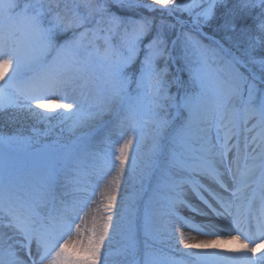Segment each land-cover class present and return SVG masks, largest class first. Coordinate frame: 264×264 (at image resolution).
<instances>
[{
  "label": "snow or ice",
  "instance_id": "6c2138e0",
  "mask_svg": "<svg viewBox=\"0 0 264 264\" xmlns=\"http://www.w3.org/2000/svg\"><path fill=\"white\" fill-rule=\"evenodd\" d=\"M155 5H160V10L170 16L187 13L188 20L176 17L174 24H168L163 18L156 22L144 15L138 19L131 15L141 8L155 12ZM71 12L75 19L61 13L58 0L55 4L51 0H0V80L7 77L0 85V111L14 106L26 108L31 118L36 120L70 119L80 111V105L62 101L67 100L66 90L74 86L76 73L87 69L93 59L107 63L110 71L105 84L110 99L121 105L128 114L127 118L133 121L142 110L151 113L148 122L153 125L155 135L153 150L146 163L149 172L145 175L156 174L157 179L167 175L176 187L190 186V190L217 217H231L235 201V229L242 232L240 207L247 200L255 169H264V153L259 154V163H256L258 157L254 155L251 158L253 162L241 169V149L238 144H229L235 133L229 129L221 136L220 128L227 126L220 122L225 113H231L235 128V121L244 119L254 98L259 101V114L264 120V88L257 87L255 77H240V83L232 85L218 68L212 66L214 61L205 55L211 49L196 36L209 39L202 29L215 22L220 39L211 38L212 44L225 51L224 44L227 43L243 53V60L233 57L232 65L245 70L249 63H259L264 67V0H191V3L154 0L153 4L141 3L140 0H96L94 6L85 0L84 3L74 2ZM186 24H190L191 29L181 32L184 46L177 51L181 37L174 38L171 30L177 25L183 29ZM114 38L118 45L113 43ZM98 42L103 43V49ZM118 46L122 51H117ZM190 49L198 53L195 60ZM36 50L41 55L30 57L29 53ZM141 52L138 76H127L125 68ZM114 55L118 56L115 62L112 61ZM48 56H51V63L47 64V76L36 82L37 78L31 73L35 72L41 60L47 63L45 58ZM157 60H163V67H156ZM170 62L181 63L183 66L178 72H187L188 79L176 75L166 80ZM73 66L75 72L70 71ZM9 70L12 71L10 76ZM26 77L29 78V87L15 88L13 82ZM260 84H264V77ZM173 85L176 91L170 93ZM8 86L15 88L26 104L13 101L4 91ZM56 109L62 111L56 112ZM133 139L129 137L117 150L121 175L125 168L130 173L135 170L134 153L133 161L129 163ZM14 140L24 142L19 137H2L0 143H12ZM229 153H232L231 157ZM176 176L182 178L175 181L173 177ZM201 180L215 183L232 199L201 183ZM49 181L53 185L59 183L55 176L45 177L44 182L47 184ZM115 183L116 194L108 197L105 211H111L116 205L119 179ZM204 192L216 202L219 211L205 199ZM259 195L264 201V176ZM177 203L185 204L186 201L178 199ZM86 206V200L74 198L73 215L64 223V231L53 243L50 224L53 217L41 202L33 195L14 190L10 183L0 185V264H44L45 260L47 264H101L107 232L110 228L115 231L113 217L108 215L98 228L94 226L91 236L85 240L81 238L76 221ZM187 206L198 212L192 205ZM261 216H264V211ZM256 228L260 237L254 246L247 242L254 238L243 233L245 241L240 240V234H228L226 237L216 234L214 240L185 243V247H219L221 243L240 241L243 250L256 254L264 249V219L258 220ZM249 264H264V256L258 260L249 258Z\"/></svg>",
  "mask_w": 264,
  "mask_h": 264
},
{
  "label": "rangeland",
  "instance_id": "374dc122",
  "mask_svg": "<svg viewBox=\"0 0 264 264\" xmlns=\"http://www.w3.org/2000/svg\"><path fill=\"white\" fill-rule=\"evenodd\" d=\"M51 2L55 4L57 0H51ZM58 2L60 10L71 11L74 2L84 3L85 0H58ZM87 2L94 6L96 0H87ZM140 2L153 4L154 0H140ZM177 2L179 3L181 0H177ZM184 2L191 3V0H184ZM155 7L161 9L160 5H155ZM163 14L159 13L158 15L164 17ZM183 14L187 13H175L173 16L180 19ZM93 15L95 16V12H93ZM136 18L138 19L139 16ZM180 20L186 21L188 19L183 20L181 18ZM208 25H205L202 31L207 34L209 39H203L199 36H196V39L201 40L203 45L211 49L205 55L214 61L212 66L218 68L223 73L224 78L232 85L239 84L240 77L249 79L255 77L256 83L260 82L262 74L257 72L251 63L248 64L246 70L231 64L233 57L243 60L241 55L235 52L231 46L225 43V51H221L212 44L211 38L219 39L215 34L213 35L207 31L206 27ZM190 29V24H186L183 29L179 25L177 32L180 35L183 30L189 32ZM192 35L195 36V33L193 32ZM89 40H91V37H89ZM98 43L101 49H103V43ZM113 43L118 45V40L114 38ZM178 45L177 51L184 46L183 38ZM88 48L91 50V44L88 45ZM117 51L120 52L122 49L118 46ZM190 53L195 60L198 56L197 51L190 49ZM40 55L38 50L29 53L30 57H39ZM142 56L143 53L141 52L135 61H140ZM45 59L47 63L41 60L36 65L35 72L31 73V76L36 77L37 81H42L47 76L46 69L47 64L51 63V56ZM116 59H118V56L114 55L112 61L115 62ZM156 67L158 69L163 67V60H157ZM179 68H181L179 63L170 62L168 65V75L165 79L171 80L176 75H180L183 79V73L178 72ZM9 71L12 73L11 70ZM70 71L75 72V67L73 66ZM109 71L107 63H101L99 60L93 59L87 69L76 74L85 80L83 85L87 89H95L99 92L98 99L108 98L112 101L105 84ZM28 79L26 77L24 80L14 81L15 88L27 89L29 87L27 83ZM15 88L8 86L4 88V91L11 96L13 101L20 105L26 104L23 96L18 95ZM169 91L170 93H175V85ZM87 99L88 97L86 96V102ZM62 102H67V100ZM79 105L80 111L70 119L56 117L51 121L31 118L26 108L9 106L0 111V119L4 121L1 125L9 127H0V138L19 137L24 140L23 143H17L15 140L12 143H0V185L10 183L14 190L35 196L41 202L42 207H44V203L49 201L50 193L54 190L58 191L60 203L58 207H55L53 203L50 205L48 211L53 217V220L50 221L53 229L51 234L52 242L55 243L56 237L64 231V223L70 220L73 215L71 212L72 203L64 199L65 193H67L68 196L72 195L78 201L83 198V200L87 201L86 208L88 211H95L91 214L92 216H88L85 210L79 212L80 219L76 221V224L80 229L81 238L85 240L91 236V230L94 226L98 228L100 224L106 221L108 215H112L115 231L112 228L108 230L105 247L113 243L112 239L116 235L122 237L118 239L120 243L119 252L114 257V260L119 257L120 261L126 264H233L230 258L224 260L220 258L221 249L215 245L199 249L185 247V243L194 242L190 241L189 236L183 233V231H194L195 228L203 223L202 217H204V214H198L199 210L201 208L210 209L190 190V186L185 184L176 187L167 175L160 179H157L156 174L146 176L145 174L149 172L148 168L139 173L135 172L136 167L131 173L128 168H125L121 175L119 160L116 159L119 155L117 150L123 146L129 137H134L133 150L129 155H133L134 153L135 160L139 164L145 166L147 163L150 155L144 159L138 153L140 147L139 133L142 126L150 120L151 113L142 110L137 113L135 121H133L127 118L128 114L121 105L112 101L111 104H108L101 111L100 119L94 121V113L87 103L83 102L79 103ZM250 105V107L248 105L250 110L244 119L235 121V128H233L231 113H225L223 120L220 122L221 125L227 126V128H220L221 136L224 135L225 131L231 129L235 134L232 136L229 144H238L241 149L240 157L244 158L245 156V158L249 159L254 155L259 157L260 153H264V120L260 117L259 109L251 103ZM55 111L60 112L62 110L56 109ZM121 114L123 115L121 116ZM114 116L117 117V127L122 128L123 126L122 135L115 134L107 143L108 145H105L100 150L99 165L104 166L105 169L102 172H98L97 170L91 171V166H89L90 158L81 153V146L95 132L97 125L102 121L111 120ZM15 123L19 124L21 128L18 129ZM49 134L54 136V138L57 135L59 138H71L72 144L66 146L67 148L64 150L61 148L56 150L52 146L57 144L56 142L53 144L44 142L45 147L43 151H40L38 155L34 153L39 158H34V154H29L27 148L30 146L34 147L41 138H44L43 135L47 136ZM24 144L28 145V147H25ZM70 147L75 148L70 149L71 151L64 158V161L59 164V169H54L53 161L57 162L59 157L63 154L65 155L63 151H68ZM36 149L39 150V147ZM253 149H255V152H253ZM16 154L20 155L13 158ZM231 156L232 153H229V157ZM256 163H259L258 159ZM108 172H110L111 176L109 185L106 184V180H109V178L107 179L103 176ZM50 176H55L59 183L53 185L49 181L46 184L44 182L45 177ZM181 178L180 176H176L173 177V180L179 181ZM117 179H119V195H117L116 205L111 211H105L108 197L116 194L115 182ZM200 182L217 192H223L215 183L207 180H201ZM76 189H80V191ZM202 195L209 203L213 204V208L219 207L207 192L202 193ZM178 199H184L186 203L179 204L177 203ZM187 205H192L198 212L191 211ZM66 209H68L67 213L65 212ZM45 210L47 211V208ZM162 215L165 216L164 219L168 220L163 225L164 219L161 220ZM129 223L131 225L129 228L131 229H129L127 234L121 235L122 227ZM73 234H76L75 227L73 228ZM144 251H147L148 254L145 255ZM103 252L102 250L101 259L108 258V254H104L106 252ZM44 264H47V260L44 261Z\"/></svg>",
  "mask_w": 264,
  "mask_h": 264
},
{
  "label": "bare ground",
  "instance_id": "6f19581e",
  "mask_svg": "<svg viewBox=\"0 0 264 264\" xmlns=\"http://www.w3.org/2000/svg\"><path fill=\"white\" fill-rule=\"evenodd\" d=\"M33 52V51H32ZM12 73L9 71L8 75L10 76ZM77 79L75 84L72 88L67 89V102L73 103H87V105L91 108L92 112L94 113V121L100 119L101 111L108 105L111 104L108 98L98 99L99 92L95 89H87L83 83V80L78 74H76ZM7 80V78L5 79ZM5 80H0V85L4 84ZM40 82V81H39ZM86 96L88 97L86 102ZM123 114H121L122 116ZM117 117H112L111 120L102 121L99 125H97L95 132L90 136L88 141H84L81 146V153L85 154L88 158H90V170H97L98 172H102L105 168L102 165H99V156L100 150L105 146L108 145L107 143L109 140L116 134L122 135L123 126L122 128L117 127L116 122ZM103 120V119H102ZM116 122V124H115ZM118 131V132H117ZM259 160V157L257 158ZM253 161L249 158H241L239 164L240 168L243 169L245 165L251 164ZM260 162V160H259ZM107 179L106 184H110V172L105 173ZM262 176H264V169L257 167L252 175V185L251 188L247 191V200L245 203L240 207V214L241 220L244 225L241 224L242 232L238 233L235 229V214L237 211L236 202L233 201V207L231 209L233 215L231 217H217L212 209L201 208L199 213H204L203 223L200 224L195 230L191 231H183L187 236H189L190 241L192 240L194 243H198L200 241H208L216 239V234L220 235L221 237H226L228 234H240V240L245 241V235L243 233H247L249 236L253 237V240H248L249 246H254V242H259L260 233L257 231L256 224L258 220L264 219V216H261L262 211H264V201L260 198V189H261V181ZM222 195L228 196L229 199L232 197L227 194L223 193L222 191L219 192ZM75 197L65 195L64 199L73 203ZM81 198V197H79ZM76 199V198H75ZM48 202L44 203V207L47 208V211L50 209V205L53 203L55 207H58L60 203L59 193L58 191L54 190L50 193L48 198ZM78 200V199H76ZM83 200V198H81ZM250 202V207H249ZM213 205V204H212ZM218 211L220 210L219 207H215ZM87 212L88 216H92L91 214L95 211H88L86 207L83 208ZM82 210V211H83ZM81 211V212H82ZM219 248L221 249V253L219 254L220 258L224 259H232L231 263L235 264H249V258L251 260H258L259 257L264 256L263 249H261L256 254L248 253L246 250H243L240 246V241H234L230 243H221ZM238 253V254H237Z\"/></svg>",
  "mask_w": 264,
  "mask_h": 264
},
{
  "label": "trees",
  "instance_id": "16d2710c",
  "mask_svg": "<svg viewBox=\"0 0 264 264\" xmlns=\"http://www.w3.org/2000/svg\"><path fill=\"white\" fill-rule=\"evenodd\" d=\"M157 10L155 12H149V11H146L145 9L141 8V9H138L135 13H132L131 15H134L136 17L140 16V15H144V16H147L149 18H153L156 22H159V20L161 18H163L166 23L168 24H174L175 23V20L176 18L174 16H170L169 14H167L166 11H161L160 8H156ZM113 11H116L115 7H113ZM61 13L63 15H65L67 18L69 19H75V17L73 16L72 12L69 11V10H65L63 9V11L61 10ZM159 13H164V17L163 16H159L158 14ZM183 18H188V15L187 14H183L182 15ZM179 28V25H177L174 29L171 30V33H174V38L176 36L179 35V33L177 32ZM207 31L208 32H211L213 35L215 34L219 39H220V34L216 31V24L215 22H210L209 25L206 27ZM182 32H186V30H183ZM179 37H181V34L179 35ZM183 37H181V40H182ZM229 45V44H228ZM179 46V45H178ZM231 46V45H229ZM232 49L235 51V52H238L242 57H243V53L241 50H238L236 47H233L231 46ZM139 63L140 61H133V63H131L127 68H125V74L129 77H132V78H135V76L138 75V70H139ZM252 64V63H251ZM179 65L182 67L183 65L181 63H179ZM253 67L255 68V70L257 72H260L262 74V77H264V67H261V65L259 63H255V64H252ZM183 73V76H184V80H187L188 79V74L187 72H182ZM257 87L258 88H264V84H260V82H257ZM133 88H134V85H133ZM253 105H255L258 109L260 107L259 105V101L258 99L254 98L253 99V102L251 103ZM251 105L249 104V107ZM60 131V130H59ZM140 138H139V142H140V147L138 149V153L145 159L146 157H148L149 155H151L152 153V150H153V137L155 135L154 133V128H153V125L149 122H146L142 128L140 129ZM62 142V145L63 146H69V144L67 143V140L66 138H64ZM133 161V155H129V163L131 164ZM135 167H136V170L135 172L136 173H139L141 171H144V169L147 170L146 168V165H142V164H139L137 163V161L135 160ZM163 217H161V220H163L165 218L164 215H162ZM168 222L167 219H164V221L162 222V225L163 224H166ZM126 226V227H125ZM122 227V234H127V232L129 231V228L131 225L130 223L125 225ZM119 238H122L120 236H115L113 237V243L109 246H106L103 251L106 252L104 254H108V258L106 257V259H101L102 263L101 264H125L124 262L120 261V258L118 257L117 259L114 260V257L116 256V254L119 252V245L120 243L118 242ZM120 254V253H119ZM103 255V254H102Z\"/></svg>",
  "mask_w": 264,
  "mask_h": 264
}]
</instances>
